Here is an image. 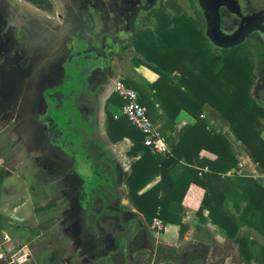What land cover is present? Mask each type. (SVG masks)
<instances>
[{"label": "trees", "instance_id": "obj_1", "mask_svg": "<svg viewBox=\"0 0 264 264\" xmlns=\"http://www.w3.org/2000/svg\"><path fill=\"white\" fill-rule=\"evenodd\" d=\"M28 1L41 8H52L50 0ZM190 1L199 9L198 16L203 19L198 1ZM167 6L174 7L176 13L167 14ZM150 13L156 19V29L138 30L131 45L139 56L133 60L158 74L148 88L154 91L170 122L174 125L181 110L188 112L195 122L183 126L177 138L171 135L167 139L170 151L159 154L143 143V134L126 115L115 117L110 108L106 109V131L110 140L118 142L127 137L132 142L127 155L133 160L124 179L130 201L150 224L156 218L165 225L181 224L188 190L191 184H195L205 190L196 211L200 220L218 225L230 239L237 236L241 223L264 235L262 178H237L245 206L238 215L234 214L228 201L230 196L238 194L239 189L227 173L238 171L240 160L225 133L210 126L202 115L205 107L218 112L264 172V94L252 95L256 80L252 59L240 53L239 47L212 49L215 46L205 33L204 23L180 11L173 3H159ZM125 81L139 91L142 104L151 108L153 102L147 91L133 79L126 78ZM124 103L117 93L107 99V104L119 108ZM156 176L160 180L142 191ZM54 205L56 202L52 198L42 203L39 209ZM205 209L207 215H204ZM185 229L186 226L181 224V231ZM70 245L68 237H58L57 234L50 242L45 241L39 246L40 255L36 254V257L40 260L49 256L58 262L60 257L69 254ZM238 248L246 262L264 263V245L242 237ZM170 254L176 256L175 249L172 248ZM0 264H7V261L0 260Z\"/></svg>", "mask_w": 264, "mask_h": 264}, {"label": "crops", "instance_id": "obj_2", "mask_svg": "<svg viewBox=\"0 0 264 264\" xmlns=\"http://www.w3.org/2000/svg\"><path fill=\"white\" fill-rule=\"evenodd\" d=\"M34 24L36 25L38 22L34 21ZM56 30L59 35L63 30V26L60 30L59 27H56ZM48 32H50L49 29H43L39 37L41 41H45L46 39L49 40L48 44L50 46V51H47V54L52 53L55 45L57 46L55 41L50 39L51 34ZM52 36V38L56 37L55 35ZM144 69L143 73L151 80L150 82L157 79V73L145 66ZM37 70L38 69H36V71ZM126 70L129 72V74L126 75L133 79L130 75V68L126 67ZM1 83L3 86H0V221L4 212L2 209V201L8 198L12 203V207L7 214H10L11 218L17 222L16 228L19 229V231L24 232L27 230L33 243L30 245L22 243L21 246L15 250L17 254L12 261L9 260L12 255V251L9 250L11 248L15 249L17 245L12 239L9 228L4 224H0V235L3 238L0 247L7 252L6 257L0 260H6L7 264H113L111 260L108 262L107 258L109 257L110 259V256L115 251V241H118L120 247L126 252L127 241L122 235V232L125 231V227L122 224L123 220L128 225L126 234L131 238L132 257L137 263H141L143 260L148 262L150 259H153L162 261V264H264L255 261L250 263L246 262L241 254H239L238 245L240 239L244 236L256 241L260 245H264V235L256 229L250 227L246 223H241L237 236L234 239H230L226 235V232L218 225L210 221L200 220L196 211L204 196L205 190L195 184H191L187 194L188 199L187 197L185 199L186 208L182 213L181 224L185 225L186 229L183 231H181V224L169 223L164 225L163 229H159L155 222L153 224L148 223L145 216L135 208L126 195L128 193L126 184L123 186L126 194L121 198H117L115 195L119 193L118 189L113 190L111 194L106 193L107 190L102 192L92 190L90 194L84 193L82 190L73 192V195L77 197V201H86L84 203V208L88 207L89 210L97 213L96 234L84 232L82 230L81 217L79 219V207L75 205L76 201L75 203L71 202L73 208L71 205L72 209L70 208L68 210L67 208H69L70 203L68 204L64 201L67 197H63L62 194L60 198H58L59 200L56 205L47 209H39L40 205L45 201L56 197L57 194H60L62 191L65 193L66 185L73 188L74 185L78 184L80 181L79 178L76 177L77 173L74 174L73 170L69 169L68 175L57 180L56 185H58V190L53 188L54 184L48 181L51 175L49 172L52 169L53 171L58 169L63 162L53 156L50 158V161L46 160L43 152L46 150L47 145L44 142L42 143L41 140L39 142L40 149L34 150L35 154H33L32 158H29L27 154H25L28 152L27 145H32V139L34 137L27 127H23L25 125L18 126L16 122L19 118L18 114L23 118H27V113L29 112V109H23L22 107V97L26 88V82L19 86H13L10 82L7 83L5 80ZM104 85L105 84L102 86H95L94 89H105ZM31 89L32 92L37 90V83H34ZM147 91L153 102L151 108L147 107L148 112L150 116L153 117L152 119L157 125L160 134L166 141L171 135L177 138L183 126L195 122V119L188 112L181 110L173 125L165 110L155 98L154 91L150 88H147ZM13 97L15 100L9 102L10 106H7V104H5L7 100ZM105 103L107 104V98ZM110 105L115 106L119 111L121 110V108L114 104ZM209 110V107H205L202 115L204 117L208 115L207 112ZM12 111H14V113L11 119H9V114ZM208 113L211 118V126L225 133L231 142L234 152L243 153L244 155L247 153L253 158L250 151L240 142L229 124L223 120L220 114L216 111H209ZM115 115L117 114L115 113ZM161 127H163L162 131L165 133L161 132ZM102 130V136H100L102 145L97 151L105 155L107 150L105 148V143L103 144V140L106 138L105 136L107 134H103L105 132V127H103ZM262 135L264 137V131ZM107 137L110 140L109 136ZM124 141L132 145L129 138H124ZM118 143L120 142H114L113 146H116ZM130 144L129 146H131ZM128 150L129 149H127V151ZM39 154H42V160L44 162L42 168L36 165V161L40 160H36L37 158L35 155ZM202 154L208 155L207 152H202ZM237 157L240 160L242 156L238 155ZM122 158L133 160L132 157L127 155L126 151ZM245 160L251 161V159ZM130 164L129 166L123 167L125 177V173L130 170ZM243 164L244 163L240 162V166ZM13 166H16V172L13 170ZM39 169L42 170L40 171L43 173L42 175L39 173ZM38 173L40 175H37ZM229 173L230 172H228L227 175ZM112 176L114 175H111V173L108 174V180L106 181L111 183L113 180L115 181V178ZM17 177L18 179H16ZM125 177L123 178L125 179ZM159 180L160 177L156 176L142 189V191L150 188ZM40 184H43L47 188V193L44 192V189H39L38 186ZM8 187L11 188L10 191L7 190ZM51 187L54 190L49 189ZM228 206L230 208L229 204ZM242 209L243 203L240 205V211ZM230 210L238 215V213H236L237 207L234 208V210L230 208ZM118 214H120L121 217ZM207 214L208 211L205 209L204 215ZM28 221H32V223L27 224ZM101 222L104 223V225ZM60 223L62 225H59ZM53 225L61 227L55 229V231L52 229V231L49 232V229H51ZM57 234L58 237H68L71 240V245L68 248L69 254L60 257L58 262H54L49 256H44L42 259L38 260L35 256L36 247H39L45 241L50 242ZM79 247H82L83 251H76ZM172 248L175 249L176 256L170 254ZM93 253L97 255V257L96 259L90 260L88 256ZM126 264L132 263L127 262Z\"/></svg>", "mask_w": 264, "mask_h": 264}, {"label": "flooded vegetation", "instance_id": "obj_3", "mask_svg": "<svg viewBox=\"0 0 264 264\" xmlns=\"http://www.w3.org/2000/svg\"><path fill=\"white\" fill-rule=\"evenodd\" d=\"M151 1L68 0V6L70 8L69 19L62 23L63 30L57 35L58 40L56 39L57 41H55L57 48L52 53L47 54L46 52L50 51L49 40L41 41L39 38L43 28L39 27V24L35 25L34 21L27 19V17L19 16L17 18L15 11L7 4V1L0 0V86L3 80L7 83L10 82L13 86H19L26 82V88L22 97V107L23 109H29V112L27 113V118H23L18 114L19 120L16 122V125H25L23 127H27L32 132L31 135L34 137L32 143L36 144L35 142L40 140L42 143L44 142L46 125L38 119L47 109L44 92L47 88H55L63 84L67 75L65 67L72 63L70 60L71 55H77L75 57L76 66H78V63H82L84 56L89 57L90 61L94 62V66L88 75V88L91 91L94 90L96 83L105 76L102 70L104 66L101 64L103 56L106 55L109 58L106 64L108 65L112 53L124 51L130 47L138 30L142 29L141 18L150 13L159 4L160 0H157L156 4L148 10L142 8L143 5H148ZM237 1L240 4L241 15L232 11L229 6L223 5L220 8V27L226 34L234 33L243 24L245 19L264 9L262 7L247 10L246 0ZM225 12L232 18V25L228 24L227 19L223 17ZM203 23L206 29L207 19L204 15ZM132 35L133 38L128 43L120 44L117 41L118 39H127ZM258 36L262 39L264 45V36L260 29H256L249 33L242 43L227 48L240 47L250 38H256ZM100 41L103 43V49L100 47ZM213 46L225 49L221 46ZM36 69L38 70L36 71ZM34 83H37V90L32 92L31 87ZM12 100H15V98L13 97L7 100L5 104L8 106ZM13 113L14 111L10 112V116L8 115L9 119H11ZM95 113L96 109L88 115H85L91 123V119L95 116ZM84 142L87 143L85 140ZM100 144L102 145V141ZM93 148L95 151L100 149L95 145H93ZM43 154L48 161H50L52 156L63 163L67 161L73 173H77L76 177L79 178L80 182L74 185V192L78 190L84 191L86 189L84 188L85 185L89 184L87 186L88 188L91 184L96 183V181L98 182V178L103 177V175L106 176L105 180H108L111 165L116 167L118 164L105 158L106 156H102L100 158L104 159L101 160L108 161L109 164H96L95 168L98 167L97 173L88 179L74 169L75 165L73 161L64 153L60 145H54L53 149L47 145ZM101 167L103 168L101 169ZM114 178L116 179V176ZM117 188L113 186L112 190H117ZM104 190H100V192ZM85 202V200L76 201L75 205L79 207V219L81 217L82 230L84 232H90V228H88L91 224L90 220L85 219L88 214V207L84 208ZM77 226L75 225L76 228Z\"/></svg>", "mask_w": 264, "mask_h": 264}, {"label": "rangeland", "instance_id": "obj_4", "mask_svg": "<svg viewBox=\"0 0 264 264\" xmlns=\"http://www.w3.org/2000/svg\"><path fill=\"white\" fill-rule=\"evenodd\" d=\"M7 4L10 5V7H12L13 11H15V16L18 18L20 17H27V19L31 20V21H36L39 24V27H42L44 30L49 29L50 32H48L49 34H51V39H53V41H57L58 40V32H56V27H59L60 30V26H63V22L67 21L69 19V15H70V8L68 6V0H50V2L52 3V8L50 10L45 9V8H41L38 7L37 5H35L34 3L28 1V0H6ZM167 2L173 3L175 6H178V8L180 9V11L184 12L185 14H187L188 16H191L194 19H197L201 24L203 23V19L200 18L198 16V11L199 9H197V7L191 5V1L190 0H160L159 3L160 4H167ZM247 3V10H253V9H259L264 7V0H246ZM159 5V4H158ZM157 5V6H158ZM156 6V7H157ZM196 8V9H195ZM12 11V10H11ZM166 13L169 15H173L174 13H176V9L171 6H167L166 9ZM51 15V16H50ZM223 17L225 19H227V23L232 25L233 24V20L232 18L225 12L223 14ZM15 18V17H14ZM141 28L142 30L144 29H150V30H155L156 29V19L154 18V16L152 15V13H148L146 15H144L141 20ZM36 30V29H35ZM55 35L56 37L52 38ZM262 35L264 36V33H262ZM49 36V35H48ZM254 37V36H253ZM57 39V40H56ZM52 41V40H51ZM57 48V46L55 45L53 51ZM217 47H212V49H215ZM218 51V50H217ZM238 51L242 54H246L248 55L254 64V72L256 73V80H255V84L252 88V95L255 96H259L261 94H264V45H263V41L262 39L258 36L256 38H250L247 42H245L243 45H241L238 48ZM139 53L137 52L136 48L133 45H130V47H128L126 50L124 51H120V52H115L111 54V60L110 63L108 65H103L104 68L103 73H105V76L103 77V79L99 80V82L96 83V86H102L103 84H105V89L101 88H96L93 90V92L95 93L94 95H96L97 98V110L95 113V116L91 119L92 121V125L95 128V130L98 132L99 137L102 136L101 132H103L102 128L105 127V132L103 134H107L106 131V109L110 108L112 110V112L117 115H122L119 110H117V108L113 105L110 104H106L105 100L106 98L108 99V97L113 93V86H114V81L118 80L119 78H130L128 75L129 72L126 70V67H129L131 70V76L133 77V80L136 81L137 84H139L145 91H147L148 88V84L150 83V79L147 78L144 73L143 70L144 69V65H138L134 62V58L138 57ZM147 67V66H145ZM148 68V67H147ZM131 79V78H130ZM177 79V78H176ZM148 93V91H147ZM95 98V100H96ZM109 105V106H108ZM209 111H214L211 107H209ZM208 111V112H209ZM207 112L208 115L205 116V118L207 119V121L209 122L210 126L212 125L211 123V118H210V114ZM153 118V117H152ZM19 120V118H18ZM163 127L160 128L162 133H165L162 131ZM264 131V127L262 130V133ZM108 134L105 136L106 138H104L103 140V144L105 143V148L107 150V152L104 154L99 155L97 158L98 159H104V158H100V157H105L107 159L112 160L114 163H118L120 165H122V167L125 166H129L130 164V159H126V158H122V156H124L125 151L127 152V149H129V144L127 141H124V139L118 141L120 143H118L116 146H113V143H111L112 141L108 139ZM263 136V135H262ZM102 141V140H101ZM39 142H35L36 144L32 143V145H27V150L28 152H26L25 154H27V156L29 158H32L33 154H35L34 150H38L40 149L39 146ZM117 143V142H115ZM131 145V144H130ZM115 147V149H114ZM246 147V146H245ZM247 148V147H246ZM248 149V148H247ZM249 150V149H248ZM242 156L240 158V162L244 163L242 166H240V169L237 170H232L230 171V173L228 174V176L233 179L236 182V187L239 189V192L237 195H233L232 197H229V201L228 204L230 205V208L232 210H234V208H236L237 206V211L236 213H240V205L243 203V207L245 206V201L242 198V189L240 187V183L238 182L237 178L240 176H244V177H260L263 180L264 183V172L263 170L260 168V166L258 165V163L256 162L255 159L251 158V156H249V154L245 153V155L242 153H236V155ZM237 155V156H238ZM36 156V160H40V161H36V165L40 166V168H42V166L44 165V162L42 160V154L39 155H35ZM249 157V158H247ZM245 159H251V161H246ZM68 162L65 161L63 164H61L60 167H58V169L54 170L53 169L49 172L51 175L49 176L48 181L50 183H53L54 186L53 188H56V190H58V185H56L57 180L63 178L65 175L69 174V169L70 166H68L67 164ZM125 164V165H124ZM103 167H101L102 169ZM13 170H16V166H13ZM41 169H39V173H41V175L43 174ZM44 171V170H43ZM16 172V171H15ZM37 175H40V174ZM126 175V173H125ZM105 175H103V177H99L98 178V182L96 181V183L91 184L88 188L87 186L89 185H85L84 188H86L84 190V193L86 192L87 194L93 191H100V190H104L106 188V193H113L112 187H113V183L107 182L105 180ZM125 177V176H124ZM18 179V177L16 178ZM65 185V184H63ZM125 185L124 182V178L122 183L118 184V192L116 193V197L117 198H121L123 197L126 192L123 188V186ZM39 189H44V192L47 193V188L43 185L40 184ZM9 188V187H8ZM7 190L10 191L11 188H9ZM52 187L49 188L51 190H54ZM64 188V187H63ZM66 192L64 193L63 191L60 194H57L56 197H54L55 202H58V198H60L61 194L63 197H67L66 200H64L65 202H67L68 204L70 203L69 208H67L68 210L71 208L72 203L75 201H77V197L75 195H73V189L72 187H68L66 185ZM121 191V194H120ZM118 195V196H117ZM128 196V193L126 194ZM73 196V197H72ZM72 202V203H71ZM64 203V202H63ZM12 207V203L10 202V200L8 198H5L2 201V209L4 210L3 214H2V218L0 221V224H4L6 225L9 230H10V234L12 236V239L14 241V243L17 245L15 249L12 250V252H15V250L21 246L22 243H27V244H31L33 243V241H31V237L29 236L27 230H25L24 232L19 231V229H17L16 225L17 222L14 221L9 213L10 208ZM73 208V205H72ZM71 208V209H72ZM27 223V222H26ZM32 223V221H28L27 224ZM59 225H62L61 223ZM61 226L58 225H53L51 226V229H49V232L52 231V229L55 231V229H59ZM57 231V230H56ZM49 235V233H48ZM246 237V236H244ZM3 242V238L0 235V243ZM75 249V248H74ZM76 250V249H75ZM82 247H79L78 250L76 251H81ZM83 251V250H82ZM11 252V254H12ZM40 255V248L36 247L35 249V256ZM97 255L91 254L90 256H88V258L90 260L96 259ZM13 257H11L12 261ZM108 262H109V257L107 258ZM10 264H17V263H10Z\"/></svg>", "mask_w": 264, "mask_h": 264}, {"label": "water", "instance_id": "obj_5", "mask_svg": "<svg viewBox=\"0 0 264 264\" xmlns=\"http://www.w3.org/2000/svg\"><path fill=\"white\" fill-rule=\"evenodd\" d=\"M156 2L157 0H152L148 5H143L142 8L148 10ZM198 2L204 17L207 19L205 33L213 45L224 48L232 47L242 43L247 35L256 29H260L264 33V9L245 19L243 24L234 33L226 34L220 27V8L226 5L235 13L241 15L238 1L198 0ZM132 38L133 35L127 39H118L117 41L123 44L130 42ZM100 44L102 48V41H100ZM76 56L75 54L71 55L70 60L72 63L65 67L67 75L63 84L59 87L47 88L45 90L44 97L47 102V109L38 119L46 125L44 143L51 149H53L54 145H60L64 153L73 161L75 165L74 169L90 179L97 173L98 167L95 168L96 164H109V162L97 158L100 154L94 150L93 145L100 148L101 138L92 123L88 120V117L85 116L96 109L94 92L88 88V75L94 66V62H91L89 57L84 56L82 63H78V66H76ZM102 59L101 64L103 65H106L109 61L106 55ZM110 173L116 176L115 181L113 180L112 183L117 188V185L122 183L124 177L122 165L117 164L116 167L111 165ZM114 176L112 177L114 178ZM87 210L88 214L85 219H89L91 223L88 228H90V232L96 234L97 213L89 209ZM118 215L121 217L120 214ZM102 224L104 225V223ZM122 224L125 227L122 235L127 241L126 252L120 247L118 241H115V251L110 256L113 264H126L127 262L132 264L163 263L162 261L153 259H150L148 262L143 260L141 263H137L132 257L131 238L126 234L128 225L123 220Z\"/></svg>", "mask_w": 264, "mask_h": 264}, {"label": "built area", "instance_id": "obj_6", "mask_svg": "<svg viewBox=\"0 0 264 264\" xmlns=\"http://www.w3.org/2000/svg\"><path fill=\"white\" fill-rule=\"evenodd\" d=\"M113 87V93H117L125 101L120 110L121 114L126 115L132 125L143 134V143L154 153L165 154L169 152V144L160 134L147 107L142 104L139 91L134 86L127 84L124 78L114 81ZM118 116L115 115V117ZM154 222L159 229H163L165 224L161 219L156 218ZM12 250L13 248L9 251ZM6 254L7 252L0 247V259L5 258ZM16 254V252H13L11 257L14 258Z\"/></svg>", "mask_w": 264, "mask_h": 264}]
</instances>
